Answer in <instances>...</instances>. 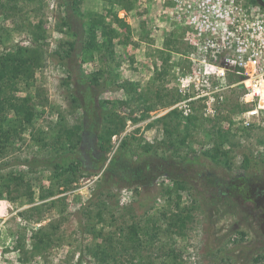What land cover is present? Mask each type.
<instances>
[{
  "label": "rangeland",
  "instance_id": "374dc122",
  "mask_svg": "<svg viewBox=\"0 0 264 264\" xmlns=\"http://www.w3.org/2000/svg\"><path fill=\"white\" fill-rule=\"evenodd\" d=\"M41 1L0 8V55L24 48L37 60L31 87L20 93L32 96L31 122L0 135V264H264V128L229 129L222 120L194 128L165 117L186 48L166 18L159 27L155 4L135 0L129 11L84 1L69 30L65 1ZM89 14L126 35L117 15L132 42L122 48L89 36ZM68 42L76 50L60 60L55 53L69 51ZM128 83L136 89L121 88ZM241 92L227 94L225 110L245 107ZM215 144L226 157L205 155ZM246 154L257 160L250 170ZM175 182L183 187L179 208L169 193ZM175 214L185 220L183 235L169 225ZM136 225L155 237L132 255L126 238Z\"/></svg>",
  "mask_w": 264,
  "mask_h": 264
},
{
  "label": "built area",
  "instance_id": "2783aa9c",
  "mask_svg": "<svg viewBox=\"0 0 264 264\" xmlns=\"http://www.w3.org/2000/svg\"><path fill=\"white\" fill-rule=\"evenodd\" d=\"M140 2L142 8L156 5L159 27L164 17L168 30L183 36L186 53L170 84L180 100L168 112L216 120L228 113L227 94L240 89L247 109L232 114L231 122L242 129L264 128V5L258 0Z\"/></svg>",
  "mask_w": 264,
  "mask_h": 264
},
{
  "label": "trees",
  "instance_id": "16d2710c",
  "mask_svg": "<svg viewBox=\"0 0 264 264\" xmlns=\"http://www.w3.org/2000/svg\"><path fill=\"white\" fill-rule=\"evenodd\" d=\"M27 3H33L35 0H24ZM41 1V0H39ZM64 7L68 13V17L63 20L62 24L65 25L69 30L71 27V21L70 17L74 16L73 13L77 11L80 6L84 3V1L88 0H64ZM112 4L118 5L122 9L132 10L135 7V0H107ZM11 0H0V8H7L8 3H10ZM42 2V1H41ZM264 5V4H263ZM109 14L111 13V10H109ZM89 21L87 22V34L93 38H98L101 36L105 39V41L108 42V46H119V47H126L130 42H132L131 38V28L129 25H127L123 19H120L117 17V15H114V17L117 19V21L120 23L122 27H125L127 29V34L123 35L120 34V32L113 28L112 22H107V17L102 14H89ZM98 27V28H97ZM174 35H180V40L182 39L181 33L172 32ZM173 35V36H174ZM179 37L176 40L169 39L167 42V46L171 49H175L179 42ZM117 41V42H116ZM173 43V46H172ZM69 45V51H58L55 54L60 57V60L64 59H71L73 53L76 50V44L75 42H68ZM170 49V51H171ZM180 50V48H179ZM29 50L24 48H18L14 51H9L5 54L0 55V135L5 136V138L10 137V135L14 132L16 133L19 128L22 127V125L29 124L34 115L35 112V105L32 104V96H26L21 97L20 93L22 91H26L31 87L32 79H34L35 74V68L37 67V60L35 58H31V56H28L27 52ZM170 52H167L165 56L162 58L164 62V71L163 74L167 73V66L168 62L170 60ZM39 59V58H38ZM161 75V74H160ZM159 75V77H160ZM122 89H126L127 91H134L136 89L134 84L128 83L127 86L122 85ZM243 93V92H241ZM141 95H143L141 93ZM144 102H148L149 100L143 95ZM180 100V96L174 94V97L171 101V105L178 102ZM238 106L237 111H244L247 109V106ZM151 110V107L148 108V111ZM233 111V110H232ZM230 110H227L228 115H220L219 117L214 119H203L201 117H184L182 112L174 109L171 110L168 114L165 115V117L174 118L180 122H186L190 127H199L198 125H201V123H205L207 121H215L218 122L219 120L222 121H228V123L231 122V115L237 113L236 110L233 112ZM9 113L13 114L16 118L15 122L10 121L7 117ZM144 115L143 117H145ZM202 124L201 126L205 125ZM219 124V123H217ZM218 126V125H217ZM231 127L229 126V129ZM260 128V127H258ZM256 126L252 127L251 129H243L245 131H251L254 129H258ZM221 130V129H220ZM68 134V137L72 139L75 136V131L69 130L66 132ZM106 135L108 139L112 138L114 135H116V131L113 129H109L106 132ZM228 136V133H227ZM227 136L225 132L222 133L221 137L225 140L227 139ZM223 140V141H224ZM126 144H122V147H125ZM222 144H215L210 150L205 152V155L209 157L210 159L216 161V159L221 157H226L224 152L221 149ZM67 160H64V163H66ZM112 162V161H111ZM110 162V163H111ZM254 166H257V160L254 158L251 154H246L244 156V167H247V169H252ZM176 187L174 190H170L169 193H177V202L176 207H180V201H181V194L178 193V191H183V187L181 186V183L175 182ZM174 220L170 222V226L172 228V232L176 233L177 235H183L185 230V220L183 218L179 217L178 214H175ZM156 227L154 226L153 229ZM151 228L146 225L145 227L142 226H133L131 228L130 234L127 236V242L131 245V249L133 251V254H137L140 252V249H142V246L144 244V237H149L154 239L155 235L151 234ZM101 255H106L104 251L101 252ZM135 259V258H134ZM106 258H103V261L105 262ZM132 264V263H129Z\"/></svg>",
  "mask_w": 264,
  "mask_h": 264
},
{
  "label": "flooded vegetation",
  "instance_id": "af4514ba",
  "mask_svg": "<svg viewBox=\"0 0 264 264\" xmlns=\"http://www.w3.org/2000/svg\"><path fill=\"white\" fill-rule=\"evenodd\" d=\"M258 2H260L261 4H264V0H258Z\"/></svg>",
  "mask_w": 264,
  "mask_h": 264
},
{
  "label": "crops",
  "instance_id": "0c3cea01",
  "mask_svg": "<svg viewBox=\"0 0 264 264\" xmlns=\"http://www.w3.org/2000/svg\"><path fill=\"white\" fill-rule=\"evenodd\" d=\"M131 27V26H130Z\"/></svg>",
  "mask_w": 264,
  "mask_h": 264
}]
</instances>
